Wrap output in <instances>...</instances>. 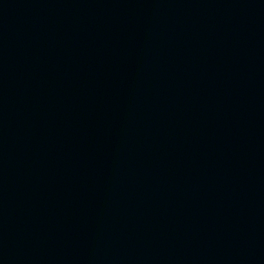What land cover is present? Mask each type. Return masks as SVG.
Masks as SVG:
<instances>
[{"label": "water", "instance_id": "1", "mask_svg": "<svg viewBox=\"0 0 264 264\" xmlns=\"http://www.w3.org/2000/svg\"><path fill=\"white\" fill-rule=\"evenodd\" d=\"M225 264H264V239Z\"/></svg>", "mask_w": 264, "mask_h": 264}]
</instances>
